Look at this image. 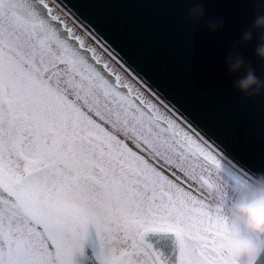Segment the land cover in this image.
Returning a JSON list of instances; mask_svg holds the SVG:
<instances>
[{
	"label": "snow or ice",
	"instance_id": "1",
	"mask_svg": "<svg viewBox=\"0 0 264 264\" xmlns=\"http://www.w3.org/2000/svg\"><path fill=\"white\" fill-rule=\"evenodd\" d=\"M66 8L0 0V264H72L90 225L102 264H237L219 241L250 171Z\"/></svg>",
	"mask_w": 264,
	"mask_h": 264
},
{
	"label": "water",
	"instance_id": "2",
	"mask_svg": "<svg viewBox=\"0 0 264 264\" xmlns=\"http://www.w3.org/2000/svg\"><path fill=\"white\" fill-rule=\"evenodd\" d=\"M70 15L86 20L115 49L114 54L149 83L225 157L250 171L264 173V92L246 97L233 88L243 71L229 75L225 58L239 51L264 80V62L255 55L260 33L239 46L264 0H63ZM203 6L206 20H222L210 33L204 22L188 19ZM233 45H237L234 49ZM146 242L172 257V235L146 234ZM87 253L101 262L92 245ZM260 264H264V258Z\"/></svg>",
	"mask_w": 264,
	"mask_h": 264
},
{
	"label": "clouds",
	"instance_id": "3",
	"mask_svg": "<svg viewBox=\"0 0 264 264\" xmlns=\"http://www.w3.org/2000/svg\"><path fill=\"white\" fill-rule=\"evenodd\" d=\"M203 4L207 0H192ZM188 19L196 23L204 22L210 33L223 27L222 20H206L203 6L192 8ZM259 32V41L255 49L257 58L264 62V15H259L240 38L239 46H247L253 41L254 33ZM237 45H233L235 49ZM225 68L229 75L243 71L233 82V88L246 97L259 96L264 92V80L256 76L251 63H246L239 51L229 52L225 58ZM226 214L233 230L224 235L220 248L231 256L237 264H260L264 258V173L252 174V179L244 189L235 193L226 207Z\"/></svg>",
	"mask_w": 264,
	"mask_h": 264
},
{
	"label": "rangeland",
	"instance_id": "4",
	"mask_svg": "<svg viewBox=\"0 0 264 264\" xmlns=\"http://www.w3.org/2000/svg\"><path fill=\"white\" fill-rule=\"evenodd\" d=\"M92 244L95 248H96V250H97V252H98V254H99V256L101 257V244H100V240H99V237L97 236V234H96V230H95V228L93 227V226H89V228H88V232H87V235H86V237H85V239H84V241H83V243H82V247H81V249H83V247H84V245H86V244ZM80 253V249L79 250H77L74 254H73V256H72V264H73V260H74V258H75V255H77V254H79Z\"/></svg>",
	"mask_w": 264,
	"mask_h": 264
},
{
	"label": "flooded vegetation",
	"instance_id": "5",
	"mask_svg": "<svg viewBox=\"0 0 264 264\" xmlns=\"http://www.w3.org/2000/svg\"><path fill=\"white\" fill-rule=\"evenodd\" d=\"M171 235V234H170ZM174 238V235H172ZM92 244H86L84 245L83 249H80V253L75 255V258L73 260V264H102V259L99 256L96 248L94 247L95 251L97 252L98 257L100 258L101 262H95V260H92V258L87 253L88 246Z\"/></svg>",
	"mask_w": 264,
	"mask_h": 264
}]
</instances>
